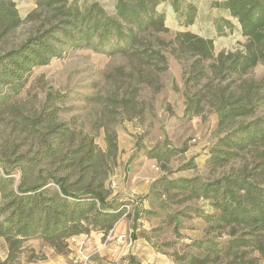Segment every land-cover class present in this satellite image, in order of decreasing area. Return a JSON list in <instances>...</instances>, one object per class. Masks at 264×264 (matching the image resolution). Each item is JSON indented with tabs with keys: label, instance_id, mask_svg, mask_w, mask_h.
Masks as SVG:
<instances>
[{
	"label": "trees",
	"instance_id": "trees-1",
	"mask_svg": "<svg viewBox=\"0 0 264 264\" xmlns=\"http://www.w3.org/2000/svg\"><path fill=\"white\" fill-rule=\"evenodd\" d=\"M32 1L35 8L27 19L38 24L19 45L0 53V114L10 119V135L21 139L18 146L4 152L5 160L0 162V240L6 246L5 251L0 247V264L45 260L40 250L27 248L32 240L66 255L68 240L91 233L104 238L126 212V204L117 207L107 201L110 193L105 183L110 162L118 153L116 135L108 123L100 124L106 142L102 151L93 135L73 121L59 119L52 92L46 94L39 110L15 100L34 68L48 65L69 47L136 59L135 75L126 77L129 89L103 101L109 122L116 120V114L132 111L136 92L132 81L157 84L158 74L167 69L168 57L192 60L188 80L203 85L194 98L187 99L185 113L190 118L200 114L207 96V105L217 117L218 133H223L218 135L207 165L214 171L230 170L211 181L178 179L167 185L179 189L187 199L207 201L214 209L205 219L215 228L227 230L229 240L220 251L230 259L227 264H239L249 249L264 256V119L256 117L264 84L247 78L264 64V0L216 4L237 21L245 39L243 50L217 54L212 39L189 30L197 10L188 0H116L114 14L98 3L81 7L76 0ZM163 3L174 14L171 26L165 12L158 10ZM22 22L15 3L0 0V41ZM221 22L220 35L233 32L231 22ZM170 33L169 41L163 40ZM245 119L253 120L230 128L231 123ZM26 141L33 152L22 151ZM183 151L161 148L148 157L166 162ZM236 162L241 163L237 169L233 167ZM176 260L178 264L208 263V258L194 256Z\"/></svg>",
	"mask_w": 264,
	"mask_h": 264
},
{
	"label": "rangeland",
	"instance_id": "rangeland-1",
	"mask_svg": "<svg viewBox=\"0 0 264 264\" xmlns=\"http://www.w3.org/2000/svg\"><path fill=\"white\" fill-rule=\"evenodd\" d=\"M11 1L23 22L0 41V53L19 45L38 24V21L27 19L35 8L32 0ZM76 1L81 7L98 3L108 14L115 11L116 0ZM191 1L197 6V19L191 30L212 38L215 54L243 50L245 39L237 21L213 5L223 0ZM159 11L168 12L161 7ZM224 18L234 22V30L219 35L213 26L214 21ZM168 25H172L169 20ZM171 36L172 33L162 38L168 42ZM191 61L188 57L180 60L168 57L166 71L158 74L159 87L132 81V87L136 88L133 109L130 114H116L114 122L105 117L103 101L115 92L124 95L129 89L126 77L128 74L134 76L137 70L136 59L129 56L69 47L48 65L34 68L25 90L15 99L26 103L28 109L39 110L46 94L52 92L57 98L55 106L60 110L59 119L73 121L93 135L102 151L106 150V142L105 131L100 124L108 123L115 132L118 153L110 162L105 189L110 193L108 202L113 201L117 207L127 206V214L124 213L115 227L129 235L134 249L124 257H99L95 248L88 249L86 252L92 264H178L176 259L179 256L208 258L207 264H227L230 260L220 252L229 240L227 230L215 228L205 219V216L215 213L214 209L207 201L187 199L179 189L167 185V182L178 179L211 181L230 170L214 171L207 165L218 135L223 134L218 133L217 117L207 105V96L204 95L200 114L190 118L185 113L187 99L194 98L203 85L188 80ZM247 78L264 84V64L256 66ZM256 117L264 119V99ZM252 120L235 121L230 128ZM9 124V117L0 114V162L5 160L4 152H10L21 142L18 137L10 135ZM161 148L184 151L176 152L166 162L148 157L149 152H157ZM22 151L33 152L34 148L26 141ZM240 164L236 162L233 167L237 169ZM101 241L112 242L107 236L101 237ZM83 242L91 245L88 240ZM27 245V248L34 249L44 247L38 240ZM246 252L239 264H264V256L259 251L249 249Z\"/></svg>",
	"mask_w": 264,
	"mask_h": 264
},
{
	"label": "crops",
	"instance_id": "crops-1",
	"mask_svg": "<svg viewBox=\"0 0 264 264\" xmlns=\"http://www.w3.org/2000/svg\"><path fill=\"white\" fill-rule=\"evenodd\" d=\"M188 1L193 3L196 7V10H197L196 3L191 1V0H188ZM223 1H225V0H223ZM216 4H218V3H215L213 5L216 7ZM160 7L163 10L166 9L168 11V12H165V11H163V12H165V14L167 16L166 22L168 23V20H169L171 23L172 18H174V14L172 12L171 6L168 3H163L158 7V10ZM221 10H223V9H221ZM223 11L227 12L226 10H223ZM228 15H229V13H228ZM229 17H230V15H229ZM196 19H197V12H196L195 21H196ZM223 20L229 21L234 25V22L230 21L229 18H224ZM195 21H194V23H195ZM194 23L189 27V30L191 32H193L191 30V27L194 25ZM213 26H215L214 28L217 29V32L219 34V28L222 27L221 20L214 21ZM225 33L227 34L230 32L227 31ZM197 35L202 36V37H206V38H210L208 36L201 35V34H197ZM210 39H212V38H210ZM116 227L113 229L112 233L110 234V238L112 241L110 244H106L105 246H103L104 242L101 241L102 235L99 233H91L89 236L79 235V236H76V237L68 240V250L69 251L66 255L56 254L52 248L44 246V247L38 248L36 250L37 251L40 250L41 253L45 255V257H46L45 260L38 261L36 263H29V264H75V263L81 264L80 261H81L83 256H88L90 258L89 253L86 251L88 249H94V248H95V252L98 251L99 257L100 256L115 257L116 255L124 257L126 254L132 253V250L134 249V245H132L131 241L129 240V235L127 236V234H124L123 232L119 231V229H117ZM122 236H124L125 238L120 239ZM86 240H88L89 244H91L90 246H87L86 244H84L83 246H79V242H83ZM2 245L3 246L5 245L4 241L0 240V247L1 248H2ZM121 245L123 246L122 248H120ZM1 250L5 251L6 246H4V248H2ZM77 261H79V262H77ZM88 264H92V261L89 260Z\"/></svg>",
	"mask_w": 264,
	"mask_h": 264
},
{
	"label": "built area",
	"instance_id": "built-area-1",
	"mask_svg": "<svg viewBox=\"0 0 264 264\" xmlns=\"http://www.w3.org/2000/svg\"><path fill=\"white\" fill-rule=\"evenodd\" d=\"M126 209H127V206H126ZM127 214V211L125 212V215ZM113 231V230H112ZM112 231L107 235V238L110 237V234L112 233ZM125 237L122 236L120 239H124ZM84 244V242H81V246ZM107 244V242H104L103 243V246H105ZM88 261H89V257L88 256H83L82 259H81V264H88Z\"/></svg>",
	"mask_w": 264,
	"mask_h": 264
}]
</instances>
